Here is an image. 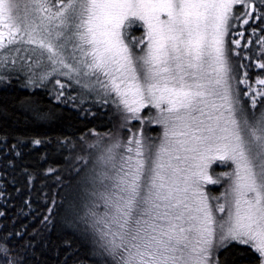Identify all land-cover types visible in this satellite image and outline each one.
Segmentation results:
<instances>
[{
  "label": "snow or ice",
  "instance_id": "6c2138e0",
  "mask_svg": "<svg viewBox=\"0 0 264 264\" xmlns=\"http://www.w3.org/2000/svg\"><path fill=\"white\" fill-rule=\"evenodd\" d=\"M262 19L264 0H0V50L34 45L24 51L35 57L30 69H50L41 80L66 76L126 121L143 124L151 106L165 128L158 145L134 134L99 158L107 210L93 227L113 264H218L214 247L233 242L264 264V112L250 122L237 109L225 40L230 27ZM138 28L143 35L131 37ZM55 83L59 99L66 85ZM215 161L233 167L220 174L224 202L213 204L221 197L204 185L220 183L208 174Z\"/></svg>",
  "mask_w": 264,
  "mask_h": 264
},
{
  "label": "trees",
  "instance_id": "16d2710c",
  "mask_svg": "<svg viewBox=\"0 0 264 264\" xmlns=\"http://www.w3.org/2000/svg\"><path fill=\"white\" fill-rule=\"evenodd\" d=\"M254 42L255 36L245 46L246 54L236 69L239 75L247 72L255 79L258 71L248 66L259 59ZM23 84L16 79L0 82V247L8 249L6 258L0 253V264H113L93 223L80 220L73 206L88 156V149L82 146L88 139L99 143L113 136L125 143L134 134L158 142L161 127L148 122L151 108L144 111L146 120L141 124L126 121L110 103L84 109L83 100L76 107L60 102L50 87L32 89ZM238 86L245 110H250L251 118L258 117L264 112V97L256 96L255 89L245 83ZM74 90L71 86L70 93ZM36 140L41 143L35 144ZM219 171V167L213 168L214 173ZM208 188L216 196L225 185ZM106 210L103 206L96 214ZM214 257L218 264H257L256 254L248 246L234 242L214 249Z\"/></svg>",
  "mask_w": 264,
  "mask_h": 264
},
{
  "label": "rangeland",
  "instance_id": "374dc122",
  "mask_svg": "<svg viewBox=\"0 0 264 264\" xmlns=\"http://www.w3.org/2000/svg\"><path fill=\"white\" fill-rule=\"evenodd\" d=\"M140 32H134V29L131 32V37H140L143 35V29L139 28ZM254 30V31H253ZM243 32L244 36L240 37L237 35V33ZM255 36L257 44H253V49L256 53V57L258 58L259 54V59L255 60L256 64L250 63L248 66L251 68V70L258 71L255 73L256 77L251 78L249 75H239L238 70L236 69L237 67V62L240 58H242V54H246V51H244L245 46L248 44L247 42L252 39V37ZM226 48H227V55L229 57L230 64L233 67V76L235 77L232 79V90H233V96L238 97L239 103L236 105L238 110L243 111V115L249 118V121L252 122V118L250 114V110L246 111L245 110V103L243 99L239 96L240 94V88H239V83L236 81H247L245 84L253 87L255 91H259L261 89H264V85H259L256 83L258 79L264 78V69H261L258 67L259 64L264 63V48L261 47L259 41L264 40V19L262 20H254L250 21L248 25H242L237 24L235 27H230L229 29V35L226 36ZM234 40H240L241 46L239 48L236 47L235 44L232 43ZM30 47H35L34 45H24V44H16V45H9L5 49L0 50V56L6 57L7 58V65L4 67H0V79L1 81H24L27 87H30L32 89L36 88H47L52 92V95H55L57 97L58 91H60V88L58 85H56L55 81L56 79H59L61 83L66 85V87L63 89L64 95L61 96L60 102L62 101H67L68 103L79 107L80 102L79 100H83L81 108L84 109H90L95 105V103H101V98L98 96L95 92H87L86 90L81 89L73 80L68 79L66 76H59L58 74L50 76L48 79L41 80V76L44 74L45 71H50L49 68H36L33 66L31 69L28 67L29 64L32 63V60L35 59V57H32L29 59L31 56V53L25 52V48H30ZM16 48H20L21 51L17 53L15 51ZM134 52H138V48H133ZM236 53H239L238 56H236ZM236 56V57H235ZM23 57L24 59H21ZM15 58L18 61V64L13 66L11 61L12 59ZM62 71H66L63 70ZM247 74V72H246ZM31 81V82H30ZM243 85V83H242ZM75 86V90L70 93V87ZM68 93H70L68 95ZM250 94V93H249ZM251 94H253L251 92ZM67 96V97H66ZM70 97H74V99H71ZM111 103V100L109 99V102ZM113 105V104H112ZM148 108H151V112L149 114V119L157 118V110L149 106ZM148 108H145L142 110V117L146 120L144 116V111H146ZM116 109V108H115ZM118 110V109H117ZM119 111V110H118ZM123 114V113H122ZM141 115V113H140ZM240 115V111H238V116ZM260 116V114H259ZM256 117V118H259ZM124 117V114H123ZM132 121V120H129ZM154 124H158L161 127V136L158 139L159 141L157 142L156 140L152 141L154 144L158 145L162 138L163 134L165 131V128L162 124L155 123L153 119ZM131 134L134 132H130ZM144 135V134H143ZM139 136V135H138ZM145 136V135H144ZM117 136H113V138L109 139L108 137H104L102 139L95 141V139H88V141H85L84 145L82 148H87L88 149V156L86 157V160L84 162L83 167L81 168L80 171V179L82 180L81 185H79V189L76 191L75 195V200L73 201V206L78 210L79 214L78 217L80 220H83L84 223H86V220H88L89 223L91 224L94 222V220L101 215V213L97 214L96 216H93L92 213L95 212H100L105 206L104 200L101 198V193L105 191L104 185L101 183V173L105 171L101 163L99 162V158L102 155L103 150L107 149L108 147H112L116 145L117 143L123 145L125 143L119 142V138H116ZM133 138V135L131 136ZM114 153L117 155V159L119 158V154L123 152V147L121 148H114L113 149ZM220 168L225 169L224 171H219L214 173L213 168ZM232 165L230 162L228 164H222L220 161H215L211 165V167L208 169V174L213 177V179H217L219 177L220 183H223L225 185L224 189L220 190V193L218 195H213L209 191V186H215L218 184H206L204 185V189L206 192L209 193L210 197H221L219 201L216 200H211L210 202L215 204L217 202L223 203L224 199L222 197V193L225 192V190L228 187L229 181L226 177L220 176L221 173L223 172H229L232 170ZM104 183H108V181H104ZM219 183V184H220ZM215 215L217 217L225 215L219 212H216ZM102 226V225H101ZM110 238V237H109ZM220 246L214 247V249H217ZM214 250H213V259H214Z\"/></svg>",
  "mask_w": 264,
  "mask_h": 264
}]
</instances>
